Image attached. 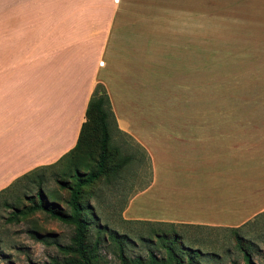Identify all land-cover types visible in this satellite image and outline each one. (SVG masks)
<instances>
[{"label": "crops", "instance_id": "obj_1", "mask_svg": "<svg viewBox=\"0 0 264 264\" xmlns=\"http://www.w3.org/2000/svg\"><path fill=\"white\" fill-rule=\"evenodd\" d=\"M208 3L0 0V191L74 147L98 83L118 131L150 163L149 183L127 200L125 219L241 231L264 215V0L236 4L243 69L237 65L235 85L226 75L219 101L188 103L186 118L156 122L153 137L143 134L150 108L143 92L153 95L175 62L164 47H183L190 60L189 25ZM135 204H154V217H132Z\"/></svg>", "mask_w": 264, "mask_h": 264}, {"label": "rangeland", "instance_id": "obj_2", "mask_svg": "<svg viewBox=\"0 0 264 264\" xmlns=\"http://www.w3.org/2000/svg\"><path fill=\"white\" fill-rule=\"evenodd\" d=\"M208 1L207 12L195 14L189 25L190 32L193 25L196 42L190 47V60L187 55L183 56V47H164L165 51L172 48L176 55L173 56L175 62L171 63L173 75L165 67L156 92L148 96L143 92V103L150 107L143 110V134L147 138L154 136L157 123L186 118L188 103H195L199 108L205 101H219V87L225 84V76L229 86L235 85L237 65L240 71L243 69L242 61H236L234 22L236 4L241 0ZM182 25L187 26V21ZM167 64L170 63H164ZM184 75L186 84L189 82V94L181 90ZM111 145L118 148V159L126 158L127 162L122 164L117 175L84 186L81 195L90 223L87 245L95 254L97 264H128L135 258H146L148 252L163 257V247L173 241L176 254L185 263L243 264L235 244V232L230 230L125 219L122 210L127 200L149 183L150 163L144 148L142 152L130 138L115 131ZM66 164L67 160H64L53 168L30 173L0 194V264H42L51 259L63 262L70 257L61 254L54 245L33 239L32 233H38L47 242L69 246L73 228L41 211H30L32 204L37 202L38 192L48 204L68 211L65 202L69 193L60 184L73 186L77 179L85 178L95 169L86 162L87 168L79 166L76 173L75 169H65ZM149 209L154 211V204L144 208L135 204L130 215L140 219L154 217ZM237 234L244 239L242 245L249 252L251 261L264 264V215L248 223L243 230H237Z\"/></svg>", "mask_w": 264, "mask_h": 264}, {"label": "trees", "instance_id": "obj_3", "mask_svg": "<svg viewBox=\"0 0 264 264\" xmlns=\"http://www.w3.org/2000/svg\"><path fill=\"white\" fill-rule=\"evenodd\" d=\"M113 131L120 134L116 127L105 89L101 84L97 83L86 104L84 122L80 126L74 147L56 163L47 167L34 169L20 177H25L37 170L53 168L62 164L64 160H67L65 169H75L74 172L76 173L78 172L77 167L79 166L87 168L86 162H89L95 169L85 178L77 179L73 186L60 184L69 193V197L65 202L68 211L48 204L42 194L40 192L37 193V202L30 207L31 212L36 210L41 211L51 218L73 228V236L69 246H62L55 242H47L38 233H32L33 239L45 244L54 245L61 254L70 255L63 262L51 259L49 263L42 264H97L95 254L87 245L90 223L86 217L87 207L83 205L81 195L84 186L90 185L93 181L100 179L106 180L109 176L117 175L122 164L127 162L126 158L123 160L118 159V148L111 145ZM17 180L6 189L0 191V194L9 189ZM103 229L106 230L107 228L103 227ZM229 230L235 232V244L241 252L243 264H254L251 261L249 252L242 245L245 241L238 236L237 229ZM111 235L112 233H109V238H112ZM174 243V241L170 242L163 247L165 250V256L163 257H158L156 254L148 252L146 258H135L128 264H190L189 261L186 263L183 262L182 257L176 254ZM231 264L238 263L233 262Z\"/></svg>", "mask_w": 264, "mask_h": 264}]
</instances>
